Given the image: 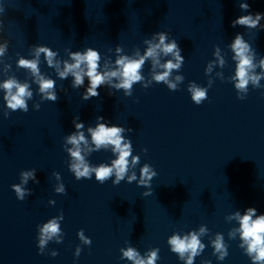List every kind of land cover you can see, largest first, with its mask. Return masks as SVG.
Segmentation results:
<instances>
[{
  "label": "clouds",
  "instance_id": "9594fccd",
  "mask_svg": "<svg viewBox=\"0 0 264 264\" xmlns=\"http://www.w3.org/2000/svg\"><path fill=\"white\" fill-rule=\"evenodd\" d=\"M240 8L247 11L249 5L242 2L240 3ZM262 18H264V13L243 15L232 21V26L235 27L236 25H240L247 28H256ZM158 36L159 42L156 44H152L150 41H145V43L149 44V47L143 56H139L137 59L120 56L115 61L117 67L106 72L99 71L100 53L91 47L83 52H71L70 58L73 62L69 63L68 61H64L62 70L60 68V63L54 59L57 53L47 46H36L34 59H27L21 56L17 60L16 65L18 68L30 71L35 82L39 85V92L43 94L42 100H51L55 102L58 97L54 91H50L55 88V80L45 78V76L41 74L39 67V57L43 53L47 66L55 68L60 79L63 80L70 74L72 75L73 88L83 86L85 83V76L88 78V87L83 94V98L87 100L91 97L98 96L99 93L97 89L111 78H119V82L112 85L113 87L117 89L123 88L126 95H131L130 90L132 89V85L143 79L141 69L146 59L152 58L153 66H155L159 64L157 57L160 53H163L166 56H173L176 62L174 63L172 60H168L164 64H160L159 66L164 69V71L154 74L153 79L157 82H165L171 90H176V83L170 82L168 78L173 69L180 68L181 63L183 62V57L180 55V50L175 40L166 43L167 36L163 32L158 33ZM7 47L8 42L5 41L4 45L0 46V57L4 56ZM230 47L235 54L233 59L237 61L236 73L233 77V79L237 81L235 87L239 90H246L249 81H251L254 86L259 87L261 75L250 74V72L256 67L253 63V57L249 55L250 45L245 42L241 34H237L231 42ZM119 51L120 49L117 48V52ZM219 62L223 65L222 58H220ZM259 66L264 69V60L260 61ZM210 70L211 66H209L208 71ZM182 79L183 78L180 76L176 77L177 81H181ZM0 89L4 90V100L6 101L7 108L11 109L13 112L16 110H23L24 112L28 111L26 98L30 99L32 97V92L30 91L28 83H21L17 78L12 76L0 83ZM189 91L192 94V100L198 105L207 98V92L204 88L192 85L189 87ZM36 108L38 110L39 105H36ZM99 119L103 118L101 117ZM83 127V123H75L76 131L67 137V143L73 145V148H69L67 151L73 158L72 163L70 164V170L74 172L75 178L77 180L82 177L91 178V174L95 173V179L100 183H104L113 175L116 177L113 181L114 184H118L121 180H124L130 167L129 157H131V166H135L139 162V157L132 156L131 143L125 142L124 137L122 136L124 129L115 125L108 126L105 123H98L95 128L88 129L91 143L95 146L94 148H89V151H98L101 148L111 146V150L116 157L111 161V164H100L98 167H92L86 162L85 157L82 154L81 146H88L89 144L84 132L80 131ZM154 175H156V173L152 168L145 164L141 169L140 180L138 183L147 186L149 180ZM21 176L23 178L22 183H27L29 178H34V172H23L21 173ZM136 179L137 177L134 172L132 175L128 176L129 183ZM12 188L15 191L17 198L23 200L25 190L20 185L15 184L12 185ZM56 191L64 192V186L60 185L57 187ZM235 218L239 222V228L235 231L239 232L242 241L239 247H241L245 254L251 258L252 264H264V214L257 215L256 209L249 207L245 209L243 215L239 212L235 213ZM59 219H62V215ZM57 220L58 218L49 220L39 229L40 235L38 248L41 254L48 241L54 236H57L61 231ZM200 231L203 233L205 229L201 228ZM78 235L86 243H90L89 240L83 237L82 231L79 232ZM57 242L60 241L58 240ZM168 244L171 246V251L177 253L181 260H184L185 254H187L185 264H193L194 258L199 255L204 248L199 236L195 232L189 233L184 237L173 235L168 239ZM212 245L215 250L214 254H220L217 257L218 259L223 260L228 255L227 247L225 246L221 235L217 234L216 239L212 241ZM78 252L79 250H77V255ZM121 252L123 254L122 258H127L128 260L133 261V264H156V261L159 259V249L151 250L146 258H141L140 254L131 247L121 249ZM57 254V252L52 253L53 256H56Z\"/></svg>",
  "mask_w": 264,
  "mask_h": 264
}]
</instances>
